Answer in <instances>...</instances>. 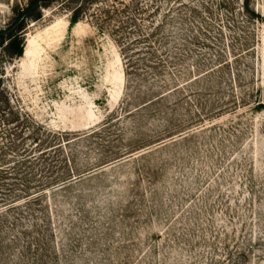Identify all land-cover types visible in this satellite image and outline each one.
<instances>
[{
  "label": "rangeland",
  "instance_id": "374dc122",
  "mask_svg": "<svg viewBox=\"0 0 264 264\" xmlns=\"http://www.w3.org/2000/svg\"><path fill=\"white\" fill-rule=\"evenodd\" d=\"M0 264H264V0H0Z\"/></svg>",
  "mask_w": 264,
  "mask_h": 264
},
{
  "label": "trees",
  "instance_id": "16d2710c",
  "mask_svg": "<svg viewBox=\"0 0 264 264\" xmlns=\"http://www.w3.org/2000/svg\"><path fill=\"white\" fill-rule=\"evenodd\" d=\"M10 39H11V37H10Z\"/></svg>",
  "mask_w": 264,
  "mask_h": 264
}]
</instances>
